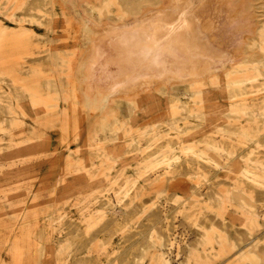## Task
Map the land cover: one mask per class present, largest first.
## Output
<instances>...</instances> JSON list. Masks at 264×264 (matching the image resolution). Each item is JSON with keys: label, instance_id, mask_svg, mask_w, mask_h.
Wrapping results in <instances>:
<instances>
[{"label": "rangeland", "instance_id": "rangeland-1", "mask_svg": "<svg viewBox=\"0 0 264 264\" xmlns=\"http://www.w3.org/2000/svg\"><path fill=\"white\" fill-rule=\"evenodd\" d=\"M185 248L264 264V0H0V264Z\"/></svg>", "mask_w": 264, "mask_h": 264}, {"label": "bare ground", "instance_id": "bare-ground-1", "mask_svg": "<svg viewBox=\"0 0 264 264\" xmlns=\"http://www.w3.org/2000/svg\"><path fill=\"white\" fill-rule=\"evenodd\" d=\"M127 4V3H126ZM155 11V10H154ZM156 11H158V10H156ZM168 11V10H167ZM162 12H163V9H162ZM174 12V11H173ZM158 13V12H157ZM155 14V13H154ZM149 20V19H148ZM146 21H147V19H146ZM152 23V22H151ZM165 23V22H164ZM179 23H181V21H180V19H178V20H176L175 22H174V25H176L177 27H178V25H179ZM183 23H185V25H186V28H185V30H187V29H189V28H191L192 27V23L191 22H189V21H187V19L186 20H184L183 21ZM90 25H91V23H90ZM158 26V25H157ZM162 26V25H161ZM91 27H92V25H91ZM149 27V26H148ZM96 28H98L99 30L101 29V28H99V27H96ZM170 29V28H169ZM166 30L165 31V33H166V35L167 36H169V37H172L174 34H179L178 32L179 31H175V32H173L172 33V31H171V29L170 30ZM91 30V29H90ZM97 29H95V32H98V31H96ZM179 30V29H178ZM182 30V29H181ZM180 30V31H181ZM192 30V29H191ZM191 30H190V32H191ZM88 31V30H87ZM95 32H93V33H95ZM100 32V31H99ZM189 32V31H188ZM189 32V33H190ZM193 32H194V29H193V31H192V35H193ZM87 33V32H86ZM87 34H89V33H87ZM144 34V33H143ZM162 30L159 28V27H155V29H154V32H153V35H152V37L150 38V40H148V39H141L139 36L137 37V38H134V40L136 41V42H138V45L140 46V49H141V52L144 54V56L145 57H147V58H149V59H151L152 58V56L156 53V51L159 49V48H161L160 47V41H161V36H162ZM131 35H133V34H131ZM180 35V42L182 43V47H184L185 48V50L187 49L188 51H192V50H194L195 48H196V43H195V38L193 39L192 37L193 36H190L189 35V39H190V37H191V39L192 40H184L183 39V34H179ZM144 37V36H143ZM92 38V37H91ZM133 38V37H132ZM90 40V39H89ZM175 43V42H174ZM163 45H165V44H163ZM87 47V46H86ZM125 47V46H124ZM131 48V47H130ZM129 48V49H130ZM138 48V47H137ZM166 49V48H165ZM197 49V48H196ZM119 50V49H118ZM167 50V49H166ZM89 51H90V49H89ZM136 51V50H135ZM140 52V51H139ZM163 52V51H162ZM165 52V51H164ZM169 52V51H168ZM122 53V52H121ZM136 60V59H135ZM191 60V59H190ZM193 60V59H192ZM79 61V60H78ZM197 61V60H196ZM144 62V61H143ZM183 62V61H182ZM139 63V62H138ZM189 63H191V62H189ZM119 64V63H118ZM192 64V63H191ZM209 64V63H208ZM82 66V65H81ZM138 66V65H137ZM193 66V65H192ZM211 67V66H210ZM192 69V68H191ZM191 72V74H192V70L190 71ZM80 73V72H79ZM190 75V74H189ZM168 77V76H167ZM197 77V76H196ZM171 78H172V76H171ZM195 78V77H194ZM193 78V79H194ZM140 79V78H139ZM145 79V78H144ZM161 80V79H160ZM176 80V79H175ZM179 80V79H178ZM145 81V80H144ZM143 81V82H144ZM147 81V80H146ZM155 81V80H154ZM156 81H158V80H156ZM142 82V81H141ZM148 82V81H147ZM161 82V81H160ZM168 82V81H167ZM180 82V81H179ZM182 82V81H181ZM133 84V83H132ZM159 84V83H158ZM168 84V83H167ZM137 88V87H136ZM94 102H92V104H93ZM54 104V103H53ZM59 109V108H58ZM50 110V109H49ZM55 110V109H54ZM209 188V187H208ZM254 211V210H253ZM201 224V223H200ZM199 225V224H198ZM201 226V225H200ZM198 228V227H197ZM159 231V230H158ZM194 232H196V231H194ZM167 244V243H166ZM173 245H174V243H172ZM176 244V243H175ZM175 246H177V244L175 245ZM198 247V246H197ZM169 248V247H168ZM172 248V247H171ZM199 249V248H198ZM169 250V249H168ZM178 250V249H177ZM179 250H180V252H181V249L179 248ZM198 251V250H197ZM179 252V253H180ZM183 253H184V257H182V260L179 262V259H180V256H182V255H179V253L178 254H176L177 255V258L178 259H176L177 261H176V264H191V262H189L190 260H189V252H188V248H185V249H183V251H182ZM200 253V252H199ZM165 257H169L168 256V254L165 256ZM176 257V256H175ZM162 258V257H161ZM166 259V258H165ZM165 259L163 258V264H169L168 263V261H165Z\"/></svg>", "mask_w": 264, "mask_h": 264}]
</instances>
